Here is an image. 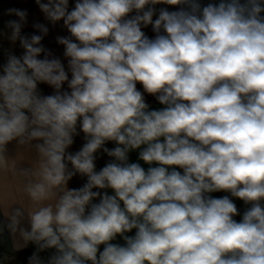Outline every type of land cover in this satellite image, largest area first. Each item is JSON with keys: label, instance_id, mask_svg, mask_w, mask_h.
Listing matches in <instances>:
<instances>
[{"label": "clouds", "instance_id": "obj_1", "mask_svg": "<svg viewBox=\"0 0 264 264\" xmlns=\"http://www.w3.org/2000/svg\"><path fill=\"white\" fill-rule=\"evenodd\" d=\"M35 2L70 33L68 71L41 43L48 27L23 36L27 12L9 9L23 54L0 66V175L26 200L0 206L15 247L55 249L48 264H264V0ZM13 141L35 151L29 167L6 155ZM101 149L113 160L97 171ZM76 174L86 183L69 188Z\"/></svg>", "mask_w": 264, "mask_h": 264}, {"label": "crops", "instance_id": "obj_2", "mask_svg": "<svg viewBox=\"0 0 264 264\" xmlns=\"http://www.w3.org/2000/svg\"><path fill=\"white\" fill-rule=\"evenodd\" d=\"M46 2V0H45ZM203 4H207L208 2H218V0H201ZM75 0H69V10L74 7ZM158 10L162 7H169L166 5H156ZM9 9H20L25 10L27 12V22L23 25L21 30V35L31 37L33 34L42 35L40 31L34 27L36 24H44L48 27L49 31L47 35L44 36L41 43L43 47L46 49L47 53H50L49 58H59L61 62L64 64L66 71H68L67 66V58L64 57V46L60 45L57 42V37H70V33H68L67 29L63 26V21H59L56 24H52L49 22L45 15L41 12L35 0H0V66L6 63L7 57L10 54H14L16 56H21L23 54V49L20 46L19 40L13 42L9 39L11 35V29L7 26L8 21L10 20H18L19 18L14 14H9ZM169 10H175L169 7ZM155 19V17H154ZM145 34L149 38H154L155 33L153 32L151 26L142 28ZM45 54H41V59L44 58ZM70 77V72H69ZM39 91L42 95H50L54 93V89L47 84H39ZM64 90H67V84L63 86ZM138 90L143 92L142 85H137ZM145 101L149 105L150 110H159L163 105H161L155 96L144 93ZM78 135L74 137V143L67 150L68 152L75 153L80 150L82 145L86 142L84 134L79 131V127L77 129ZM36 143V142H33ZM116 145L114 142H107L105 147L112 149ZM139 150H134L129 153V162L130 163H140L142 167L147 170L149 165L145 164L143 161L138 159ZM21 154V155H20ZM6 155L9 159H16L18 155H20V159H24L20 167L27 168L30 166L28 163V159L35 158L36 153L34 150L28 152L25 148L19 146L15 141L9 143L7 145ZM113 158L109 157L103 150L101 149L96 153V170L99 171L103 166L107 163L112 162ZM155 166V165H152ZM69 169H71V165L69 164ZM87 178L76 174L69 181V188H79L86 183ZM109 194L111 190H107ZM214 197H222L228 195L233 202L237 205L240 213L242 214L246 208L248 207L243 203V201L233 198L230 196V193L226 192H217L211 194ZM0 200H4L5 202L10 203L12 200L21 201L26 200L22 196V193L19 191V183L14 180L11 175L3 176L0 175ZM26 202V201H25ZM18 207V205H17ZM236 219H240V217H236ZM9 223L8 219L3 214V208L0 206V254L8 255L12 258L14 264H29V258L36 253L43 264H48L50 257L55 254V249H46L43 251H38V248L35 244L29 243L27 246L23 248L17 249L15 247V239L11 232L7 228V224ZM22 227L27 230H30V224L25 216V219L22 221ZM135 230L132 233H128L127 235H134ZM113 243L123 244L124 241L122 238L117 237ZM101 250H103V246H101Z\"/></svg>", "mask_w": 264, "mask_h": 264}, {"label": "trees", "instance_id": "obj_3", "mask_svg": "<svg viewBox=\"0 0 264 264\" xmlns=\"http://www.w3.org/2000/svg\"><path fill=\"white\" fill-rule=\"evenodd\" d=\"M0 264H14V262L10 256L0 254Z\"/></svg>", "mask_w": 264, "mask_h": 264}]
</instances>
